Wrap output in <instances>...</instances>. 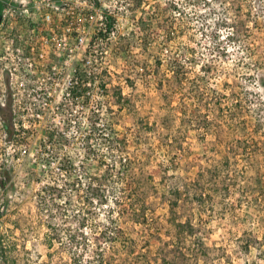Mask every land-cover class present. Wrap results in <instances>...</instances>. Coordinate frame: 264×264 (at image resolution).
<instances>
[{
	"label": "rangeland",
	"instance_id": "rangeland-1",
	"mask_svg": "<svg viewBox=\"0 0 264 264\" xmlns=\"http://www.w3.org/2000/svg\"><path fill=\"white\" fill-rule=\"evenodd\" d=\"M137 1H105L115 13L118 32L103 57L88 62L103 69L110 122L144 182L148 208L145 217L117 214L126 244L107 248L105 264H264V198L256 191L264 193V0ZM172 18L177 26L169 40L170 28L158 24ZM235 24L241 32L229 40ZM91 37L86 33L87 40ZM158 43L164 50L157 53L161 64L153 48ZM213 47H219L214 58ZM169 55L191 64L190 79L175 78ZM204 62L215 71L206 77L211 89L202 99L200 92L188 90ZM15 65L0 61V163L4 152H20L16 186L8 190L13 210L2 225L12 228L11 238L17 240L12 249L17 264H74L40 219L38 187L26 175L37 145L26 147L5 131V123L18 120L11 117V104H26L23 85H12L11 98L6 93L5 70ZM57 65L61 79L68 68ZM59 79L54 80L56 92L45 97L55 107L65 85ZM119 90L128 101L123 107L112 95ZM206 106L225 110L223 117L210 114L208 127L198 121ZM20 109L24 117L27 110ZM58 118L52 110L48 120ZM202 192L205 203L199 199ZM175 222L191 223L194 230L180 238ZM92 232V245L103 241ZM96 260L93 251L83 255V264Z\"/></svg>",
	"mask_w": 264,
	"mask_h": 264
},
{
	"label": "trees",
	"instance_id": "trees-1",
	"mask_svg": "<svg viewBox=\"0 0 264 264\" xmlns=\"http://www.w3.org/2000/svg\"><path fill=\"white\" fill-rule=\"evenodd\" d=\"M139 2L140 0L137 1ZM4 5L5 0H0V23ZM8 21L4 26L6 32L15 33L17 28ZM103 21L105 32H109L114 26L117 27V21L112 16L106 14ZM19 25L22 27L21 20ZM237 25L233 26V31H228L226 37L229 40L234 39L241 32L236 30ZM176 26V18L168 19L166 24H158V28L164 30L170 28L167 33L169 40L173 39L172 35L175 34L173 27ZM215 31L213 38L218 36L219 29ZM100 33L103 31L101 30ZM153 48L156 53V63L161 64L162 60L157 55L158 51H164L161 43L154 45ZM218 48L210 49L212 58L216 56L214 53ZM177 57L169 55L175 78L183 82L184 79L185 81L187 78L190 79L188 75L191 64ZM37 66L47 71L50 70L51 63L40 61ZM99 70L86 59L78 60L74 65L72 84L62 87L56 107L45 99L49 90L53 89L51 80L39 86L36 76L29 75L25 78V106L16 108L11 104L10 107L11 117L16 116L18 120L4 124L10 139L17 137L19 143L26 147L33 143L37 145L30 162L32 168L26 175L29 181L38 187L35 195L40 219L43 218V224L52 229L54 235L52 241L57 240L71 253L74 264H83V255L89 251L96 254L98 264H105L107 262L104 260V254L107 248L113 250L126 244V241H121L122 227L118 224L117 214L124 215L130 212L131 215L136 213L142 214L143 217L148 215L144 182L134 172V161L124 154V142L116 135L110 122L112 109L110 104L106 103L110 92L103 69ZM214 71L210 62H204L199 73L196 74L197 81L191 83L188 92H200L204 99L205 93L211 89L209 78L206 77ZM6 82L8 84L6 93L11 98L14 96L11 80L6 78ZM34 90L40 92L37 95L31 94ZM33 95L39 97L40 104L33 100ZM112 95L119 106L123 107L128 103L121 90ZM20 108L27 110L24 117L20 113ZM205 109L204 107L200 109L202 114L198 121L206 123L204 124L206 127H208L207 123H212L210 114H215L217 117L224 116V109L215 107ZM52 110L59 117L55 122L48 120ZM226 110L232 112L233 109L229 107ZM19 154L20 152L18 154L4 152V156L1 157L0 264L18 262L17 255L12 251L17 248V240L11 238L12 228H4L2 222L5 215L13 210L12 196L8 195V190L16 186ZM260 189L256 191L264 198V193ZM204 194L202 192L199 196L203 203L206 202ZM147 220L144 218L143 221L147 223ZM175 224L178 230L177 236L180 238L186 233L191 235L194 230L191 223L175 222ZM92 231L103 241L99 240L92 245L89 237ZM262 246L264 247V244Z\"/></svg>",
	"mask_w": 264,
	"mask_h": 264
},
{
	"label": "built area",
	"instance_id": "built-area-1",
	"mask_svg": "<svg viewBox=\"0 0 264 264\" xmlns=\"http://www.w3.org/2000/svg\"><path fill=\"white\" fill-rule=\"evenodd\" d=\"M105 1L5 0L0 23V61L16 64L7 66L5 70V77L11 80V86L16 83L23 85L25 90V78L34 74L39 86L51 80L53 89L49 90V94H52L57 89L54 80L61 77L56 76L57 64L61 69L68 68V72L59 79L64 81L66 87L72 84L74 65L78 60L91 62L92 57L98 59L99 56L101 59L118 32L115 26L105 32V15L115 18L114 11ZM78 4L76 11L75 5ZM95 19L97 22L93 24ZM7 21L17 28L15 33L6 32L4 26ZM101 30L103 33H100ZM86 33H91L90 40H87ZM69 40L73 41V45H69ZM82 47L84 52L79 50ZM40 61L51 63L50 70L38 67ZM43 74H47V77H43ZM39 92L34 90L31 94L37 95Z\"/></svg>",
	"mask_w": 264,
	"mask_h": 264
}]
</instances>
